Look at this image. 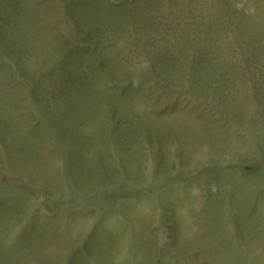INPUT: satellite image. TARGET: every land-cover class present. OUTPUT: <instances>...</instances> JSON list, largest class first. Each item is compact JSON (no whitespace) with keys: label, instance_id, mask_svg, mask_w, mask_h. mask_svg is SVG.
Instances as JSON below:
<instances>
[{"label":"rangeland","instance_id":"rangeland-1","mask_svg":"<svg viewBox=\"0 0 264 264\" xmlns=\"http://www.w3.org/2000/svg\"><path fill=\"white\" fill-rule=\"evenodd\" d=\"M0 264H264V0H0Z\"/></svg>","mask_w":264,"mask_h":264},{"label":"trees","instance_id":"trees-1","mask_svg":"<svg viewBox=\"0 0 264 264\" xmlns=\"http://www.w3.org/2000/svg\"><path fill=\"white\" fill-rule=\"evenodd\" d=\"M205 60H206V58H205ZM205 60H204V61H205Z\"/></svg>","mask_w":264,"mask_h":264}]
</instances>
